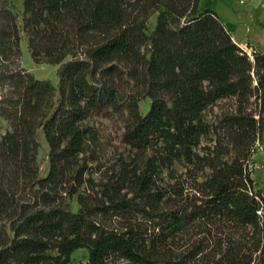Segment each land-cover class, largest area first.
I'll list each match as a JSON object with an SVG mask.
<instances>
[{
  "label": "trees",
  "instance_id": "trees-1",
  "mask_svg": "<svg viewBox=\"0 0 264 264\" xmlns=\"http://www.w3.org/2000/svg\"><path fill=\"white\" fill-rule=\"evenodd\" d=\"M11 2L0 0V264H73L81 250L86 264H264L252 169L264 143V53L239 47L201 0H23V30ZM23 32L36 64L62 65L58 88L22 67ZM230 99L237 109L214 139L205 114ZM113 116L132 149L164 146L167 189L122 172L89 191V122Z\"/></svg>",
  "mask_w": 264,
  "mask_h": 264
},
{
  "label": "rangeland",
  "instance_id": "rangeland-1",
  "mask_svg": "<svg viewBox=\"0 0 264 264\" xmlns=\"http://www.w3.org/2000/svg\"><path fill=\"white\" fill-rule=\"evenodd\" d=\"M206 1L207 0H204V3ZM210 2H214V6L224 14L226 12L225 6L233 5L239 7L240 0H210ZM11 7L15 15L18 17V23L21 30H23V0H12ZM158 16V12L153 14L147 22V34L149 36H152L155 31ZM21 51L22 67L35 79L50 82L58 88L59 73L62 65L54 66L49 64H36L32 59L28 46V39L24 32L22 33ZM247 52L252 55L254 51L252 48H248ZM151 104L152 101L150 98H141L139 107L142 116H146L149 113ZM236 109V101L230 99L219 102L206 112L205 120L209 125L213 124L214 127H217L219 131L218 135L214 136V139L219 135H222V139L224 138L226 132L224 130L225 127L221 122L226 116L234 114ZM254 110L257 111L256 106L254 107ZM89 125L93 129L92 141L87 148L86 154L82 156L80 168L85 169V178L91 180L90 185L92 186L89 188L91 193L96 194L99 192V189L100 191L101 189H104V186L112 185L122 172L131 175L138 174L139 176H148L151 177L159 187H162L163 189L169 187L173 170L171 171L170 166L168 165L163 145H154L143 151L134 150L129 147L123 140L125 124L121 116H113L109 119L98 118L90 121ZM2 129L3 133L7 129L6 123L4 122L2 124ZM37 141L40 145L38 156L39 178L45 179L48 177L51 169L50 148L42 129L37 133ZM204 143V146L206 147L213 145V143H208V141ZM227 146L228 144L225 143L224 148L228 149ZM228 157L229 153H226L225 158ZM252 169L253 178L257 183L258 188L264 194V143L257 148L252 161ZM175 171L178 172V174L182 171L180 165L176 167ZM71 206L75 212L79 209L76 197L71 201ZM72 261L73 264H86L88 262L87 251L81 250L76 252Z\"/></svg>",
  "mask_w": 264,
  "mask_h": 264
},
{
  "label": "crops",
  "instance_id": "crops-1",
  "mask_svg": "<svg viewBox=\"0 0 264 264\" xmlns=\"http://www.w3.org/2000/svg\"><path fill=\"white\" fill-rule=\"evenodd\" d=\"M213 3L201 0L200 8L215 12L243 50L252 48L264 53V0H240L239 7L225 6L224 14Z\"/></svg>",
  "mask_w": 264,
  "mask_h": 264
}]
</instances>
